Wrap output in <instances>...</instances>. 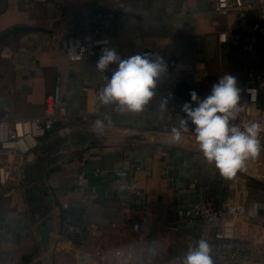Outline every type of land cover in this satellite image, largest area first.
<instances>
[{
  "label": "crops",
  "instance_id": "0c3cea01",
  "mask_svg": "<svg viewBox=\"0 0 264 264\" xmlns=\"http://www.w3.org/2000/svg\"><path fill=\"white\" fill-rule=\"evenodd\" d=\"M113 9L119 17L109 48L122 58L136 53L162 57L167 65L179 55L182 67L176 87L169 71L160 78L156 95L143 113H113L108 123L103 115L94 114L93 105L105 83L95 70L102 50L95 60L70 64L61 32L84 14ZM235 25V15L217 14L214 0H0V117H43L46 98L58 78L69 113L40 139L22 183L0 188V264H101L99 248L139 247L132 227L124 224L126 216L159 242L156 264H180L187 235L197 231L169 227L172 209H166V197L161 194L157 193L156 208L149 205L140 210L137 205V188L145 189L149 197L158 192L159 163L165 150L192 154L191 184L201 190V202L225 207L233 198L229 191L238 188L242 196L246 194L249 209L257 212L258 222L264 220V211L260 215L264 198L250 197L253 183L264 186V150L257 160L248 162L246 171L222 178L199 157L191 131L180 144L169 146L165 133L179 122L165 129L157 116L163 99H168L167 109L191 103L192 91L202 99L224 74L234 75L241 88L257 79L264 69V53L244 55L218 43V31ZM115 67L105 75L110 76ZM245 100L242 94L241 102ZM114 105L101 104V112L111 113ZM259 106L264 109V89L259 92ZM80 110L88 113V120L77 117ZM98 119L104 123L102 132L93 131ZM145 162L147 168L142 170ZM136 163L140 166L134 172ZM79 174L87 178L84 192L76 186ZM104 186H110L112 194L107 192V200L86 192ZM126 189L129 197L124 199ZM70 205L83 207V227L77 237L60 215ZM15 220L24 223L26 231L20 239L6 241V223ZM42 222L54 225L47 245L40 239ZM91 224L98 227L96 237L87 232ZM108 264L118 263L112 259Z\"/></svg>",
  "mask_w": 264,
  "mask_h": 264
},
{
  "label": "built area",
  "instance_id": "2783aa9c",
  "mask_svg": "<svg viewBox=\"0 0 264 264\" xmlns=\"http://www.w3.org/2000/svg\"><path fill=\"white\" fill-rule=\"evenodd\" d=\"M214 9L220 16L235 15L236 17V25L233 28L220 30L217 33L221 47L235 49L244 55L257 51L264 53V0H214ZM118 17L119 11L116 9L91 12L78 17L70 26L64 28L61 32L62 46L68 62L76 64L95 60L103 47L110 46V33L115 28ZM102 41H108V44L105 45L101 43ZM70 52L79 58H71ZM181 67L182 59L179 55L168 61V71L174 87L177 86L181 76ZM243 89L245 90L243 95L246 96V100L242 103L245 111L241 113L237 123L249 119L264 123V109L259 106V92L264 89V69L255 81L247 82ZM249 89L256 91L255 101L251 99ZM97 97L93 102L94 114L103 115L108 123L113 113L126 112H122L118 105L113 106L111 113L101 112V103ZM68 115L63 104L60 78H58L57 85L46 98L43 117L25 120H15L9 115L0 117L1 189L19 186L22 183L25 178L24 173L31 165L40 146V139L53 131L57 123L64 121ZM185 115L182 112V105H174L164 112H157L158 120L164 124L165 129L171 128L169 123H177ZM77 117L88 120L89 115L86 111L80 110ZM192 127L190 125V128ZM261 140L264 143V134ZM261 179L264 180V176H261ZM76 186L79 191H85L87 178L84 174L76 176ZM131 188L129 187V190ZM194 188L195 185L191 184L190 189ZM229 195L233 198L225 207L201 202L186 214L185 220L194 217L201 227L199 232L187 235L186 252L198 246L200 239H205L212 248L211 256L214 264H264V220L258 222L259 216L257 212L254 213L249 209L251 205L248 206L245 193L242 196L241 191L236 188L229 191ZM237 195L240 199L234 200ZM124 224L131 226L133 233L137 235L138 253L153 241L149 234L141 230L140 223L131 221L130 217L124 218ZM87 232L96 237L98 227L91 224L87 227ZM114 250L104 251L99 248V263L108 264L113 259L119 264V258L115 256ZM153 264H156V256L153 258Z\"/></svg>",
  "mask_w": 264,
  "mask_h": 264
},
{
  "label": "clouds",
  "instance_id": "9594fccd",
  "mask_svg": "<svg viewBox=\"0 0 264 264\" xmlns=\"http://www.w3.org/2000/svg\"><path fill=\"white\" fill-rule=\"evenodd\" d=\"M101 43L107 45L108 41ZM70 57L78 59L79 56ZM110 76L105 75L110 67ZM95 70L105 81L98 92V101L103 105H118L122 112L131 114L143 113L156 95L160 78L168 72V65L162 57H153L148 53H136L122 58L115 49L103 47ZM245 90L238 84L234 75L224 74L213 84L210 94L200 98L195 91L190 93L191 103L182 105L186 114L165 133L167 144L178 145L185 133L194 135L198 147V155L208 167L226 179L237 176L247 170L249 161L259 158L264 143V123L259 120H240L245 111L241 102ZM251 99L256 100V91L248 90ZM168 99L160 103V111L167 110ZM189 125L193 126L192 128ZM104 129L102 120H96L93 131ZM158 241H151L146 249L138 253L134 245L119 247L114 250L119 264H153L158 254ZM212 248L205 239L198 241V246L190 248L182 257L180 264H214L211 256Z\"/></svg>",
  "mask_w": 264,
  "mask_h": 264
},
{
  "label": "water",
  "instance_id": "95a60500",
  "mask_svg": "<svg viewBox=\"0 0 264 264\" xmlns=\"http://www.w3.org/2000/svg\"><path fill=\"white\" fill-rule=\"evenodd\" d=\"M139 164L133 168L136 172L139 168ZM146 162L142 165V170L146 169ZM191 172H192V154L182 151H168L165 150L161 156L159 163V179L160 185L158 192H151L149 194L145 192L143 188H137L136 192L139 197L137 199V205L140 210H145L147 206H157V193L166 197L165 203L166 209H172L168 224L171 229L177 228H191L195 231H200V225L197 219L194 217L185 220L186 214L194 209L196 204L201 203L202 193L200 189L196 187L190 189L191 185ZM136 176V175H135ZM132 182L128 181V186H131ZM86 192L93 193L99 196L103 200L112 195L110 192V186H104L101 188L88 189ZM109 192V196L108 193ZM124 199L129 197V192L126 189L121 196ZM162 200V198H161ZM83 207L80 205H70L67 208L61 209V217L64 220V226L69 228L75 233V237L78 236V232L83 227ZM264 207L260 210V215H263ZM6 229L8 232L4 235L6 241H14L21 238L23 232L26 231V225L18 220L8 221L6 223ZM40 239L41 243L47 245L49 242V233L54 230V225H47L45 222L40 223Z\"/></svg>",
  "mask_w": 264,
  "mask_h": 264
},
{
  "label": "trees",
  "instance_id": "16d2710c",
  "mask_svg": "<svg viewBox=\"0 0 264 264\" xmlns=\"http://www.w3.org/2000/svg\"><path fill=\"white\" fill-rule=\"evenodd\" d=\"M250 197L251 198H264V186L253 183V185L250 187Z\"/></svg>",
  "mask_w": 264,
  "mask_h": 264
},
{
  "label": "rangeland",
  "instance_id": "374dc122",
  "mask_svg": "<svg viewBox=\"0 0 264 264\" xmlns=\"http://www.w3.org/2000/svg\"><path fill=\"white\" fill-rule=\"evenodd\" d=\"M242 174V173H241ZM257 175H259V174H257ZM250 176V175H249ZM252 179H255V178H252ZM255 181H257L256 179H255ZM156 263H157V260H156Z\"/></svg>",
  "mask_w": 264,
  "mask_h": 264
}]
</instances>
